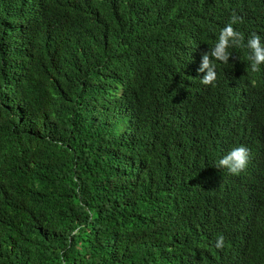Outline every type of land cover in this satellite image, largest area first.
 I'll return each mask as SVG.
<instances>
[{
	"label": "trees",
	"instance_id": "16d2710c",
	"mask_svg": "<svg viewBox=\"0 0 264 264\" xmlns=\"http://www.w3.org/2000/svg\"><path fill=\"white\" fill-rule=\"evenodd\" d=\"M233 13L245 38L264 26V0H0V264H210L221 234L264 264V210H239L264 202V164L214 167L232 140L258 149L257 128L222 135L232 90L264 127V79L197 71Z\"/></svg>",
	"mask_w": 264,
	"mask_h": 264
},
{
	"label": "clouds",
	"instance_id": "9594fccd",
	"mask_svg": "<svg viewBox=\"0 0 264 264\" xmlns=\"http://www.w3.org/2000/svg\"><path fill=\"white\" fill-rule=\"evenodd\" d=\"M238 23H243V17L233 13L229 23H222L216 29L217 33L208 51L202 52L201 63L197 69L199 73H205L201 77L202 84L215 87L218 77L217 65L228 64L238 58L244 60L245 65L236 73L250 72L264 79V26L255 27L253 29L255 32L245 38V34L234 27ZM249 93L253 94L251 90L242 89L232 90L228 95L230 101L235 99L239 111L235 122H231L232 125L224 129L222 136H230L236 125L253 132H256L257 128L260 132L258 149L248 140L238 142L232 140L230 141L232 146L214 164L217 169H225L230 175H237L241 178L250 176L254 166L259 165L262 169L264 164V127L255 115L256 97L254 94L251 97ZM245 113L252 118L245 116ZM245 208L249 209L252 218L258 219L264 210V202L254 207L249 205L241 207L239 210ZM210 250L214 254L210 264H244L239 260L231 259V247L225 242L222 234L217 237L216 244L212 245Z\"/></svg>",
	"mask_w": 264,
	"mask_h": 264
}]
</instances>
